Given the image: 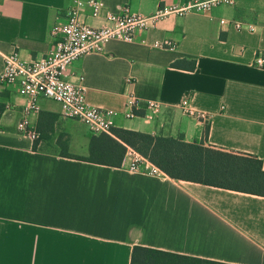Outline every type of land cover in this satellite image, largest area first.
<instances>
[{
    "label": "crops",
    "instance_id": "crops-1",
    "mask_svg": "<svg viewBox=\"0 0 264 264\" xmlns=\"http://www.w3.org/2000/svg\"><path fill=\"white\" fill-rule=\"evenodd\" d=\"M71 1L0 0V72L12 52L27 60L47 54L50 29L65 21ZM102 1L101 17L84 10L88 25L98 27L106 11L125 5L148 16L189 0ZM221 19L256 30L221 26ZM163 40L176 49L151 46ZM258 52H264V0H234L169 18L132 43L110 42L69 72L83 76L90 106L117 112L114 128L254 156L264 170V69L252 66ZM130 95L139 102L132 120L123 115ZM186 97L211 114L208 123L181 114ZM147 101L162 105L149 122L141 118ZM24 103L16 88L0 86V264H130L135 246L264 264V197L131 173L125 154L119 167L82 161L99 135L42 98L29 117L38 132L33 141L17 130Z\"/></svg>",
    "mask_w": 264,
    "mask_h": 264
},
{
    "label": "built area",
    "instance_id": "built-area-1",
    "mask_svg": "<svg viewBox=\"0 0 264 264\" xmlns=\"http://www.w3.org/2000/svg\"><path fill=\"white\" fill-rule=\"evenodd\" d=\"M233 5L234 0H189L159 6L148 16L141 15L125 5L116 12L106 11L101 24L93 27L85 22L84 10H89L90 17L99 18L104 8L103 1L72 0L65 21L50 29L53 46L47 54L34 60L24 59L16 52L3 56L0 86L16 88L18 94L25 98L17 130L33 141L38 139V132L31 125L29 117L39 111L38 101L44 98L57 103L64 118L81 122L91 134L111 136L117 112L94 108L87 103L83 76H74L69 72L73 63L87 55L102 53L110 42L132 43L169 18H182L192 13H209L216 7ZM219 24L231 26L237 31L256 30L253 24L233 20L221 19ZM141 43L145 41L141 40ZM151 46L164 50H175L177 47L176 43L170 40L154 41ZM252 66L264 69V52L255 55ZM138 104V100L132 95L127 98L123 112L126 119L139 118L134 112ZM161 108L160 102L147 101L141 118L152 121ZM178 108L182 115L199 123H208L212 117L208 112L195 109L187 97L181 100ZM125 156L130 160L127 168L129 172L156 178L165 176L159 168L132 149L127 148Z\"/></svg>",
    "mask_w": 264,
    "mask_h": 264
},
{
    "label": "trees",
    "instance_id": "trees-1",
    "mask_svg": "<svg viewBox=\"0 0 264 264\" xmlns=\"http://www.w3.org/2000/svg\"><path fill=\"white\" fill-rule=\"evenodd\" d=\"M4 106L0 105V115ZM112 136H92L89 154L82 161L119 167L127 148L134 150L174 180L232 190L264 197L262 161L250 155L232 154L202 145L183 142L181 138L153 137L119 128ZM130 264H225L198 260L169 252L135 246Z\"/></svg>",
    "mask_w": 264,
    "mask_h": 264
}]
</instances>
